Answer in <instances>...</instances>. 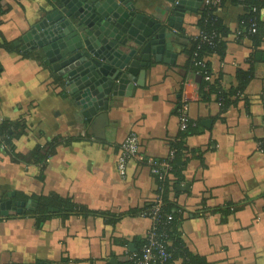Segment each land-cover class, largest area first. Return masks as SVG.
Returning a JSON list of instances; mask_svg holds the SVG:
<instances>
[{"label": "crops", "instance_id": "obj_1", "mask_svg": "<svg viewBox=\"0 0 264 264\" xmlns=\"http://www.w3.org/2000/svg\"><path fill=\"white\" fill-rule=\"evenodd\" d=\"M55 1L1 0L0 126L14 148H0V203L32 200L35 210H11L0 220V264L128 262L151 229L143 214L158 184L134 159L126 177L119 175L121 146L134 133L146 159L168 158L181 133L177 109L184 101L197 131L188 137L183 178L170 194L179 221L175 240L198 264H264V0L260 47L237 39L242 7L224 0L214 13L224 46L207 56L213 78L223 92L244 89L224 106L200 95L203 81L189 64L203 11L187 12L177 29L169 25L167 0H131L168 25L165 52L150 53L135 82L88 116L65 91L63 68L24 40ZM140 50L134 59L141 62ZM55 202L63 211L38 224L32 213L40 206L57 213Z\"/></svg>", "mask_w": 264, "mask_h": 264}, {"label": "water", "instance_id": "obj_2", "mask_svg": "<svg viewBox=\"0 0 264 264\" xmlns=\"http://www.w3.org/2000/svg\"><path fill=\"white\" fill-rule=\"evenodd\" d=\"M167 1L172 14L169 25L179 29L186 13H197L204 0ZM167 27L153 21L131 0H58L24 40L30 50L42 52L45 60L63 68L66 92L88 116L106 108L111 94L122 95L125 86L135 82L148 65L150 53L165 52ZM138 49L141 62L134 59ZM77 51L76 56L70 55ZM16 204L35 210L32 200L15 206L9 200L0 203V217L9 216Z\"/></svg>", "mask_w": 264, "mask_h": 264}, {"label": "trees", "instance_id": "obj_3", "mask_svg": "<svg viewBox=\"0 0 264 264\" xmlns=\"http://www.w3.org/2000/svg\"><path fill=\"white\" fill-rule=\"evenodd\" d=\"M232 1V3L234 5H236L237 7H242L244 9V11L246 12V14L244 15V17H242L240 20L241 22H244L240 27V29L238 31H242V32H245L247 31V29L249 28V26L251 25L250 22L251 20L254 21V19L256 20V30L257 32L254 34V35H246L245 38L247 39H250L251 41H253L254 43V46L255 47H260L262 45V41L258 40V37H259V33L261 31V28H262V20H261V17L259 15L260 13V2L259 0H245V1H241V0H230ZM223 5L225 4L224 0H223ZM253 8H256V13L253 12ZM218 10V9H217ZM217 10H213V11H206V14L205 15H215L214 13L217 11ZM6 13V8H4V6L1 4V0H0V16L1 15H4ZM215 19L214 21V26L211 25V22L210 23H203V18H200V29H203L204 27H207L206 30L207 31H211V30H214L216 33H217V37H218V40L219 42L216 44L215 47H211V46H208V45H202L200 48H199V41L195 40L194 39V46H193V49H191L190 53H191V56H190V67H191V70L195 73L199 67L193 62L194 59L196 60H203L205 61V63L207 64V68L209 71H212L211 70V66H210V63L209 61L207 60V56H213L215 55L216 53H219L221 52V50L223 49V38H222V35H221V23H219V20L216 18V17H213ZM212 20V19H211ZM199 29V30H200ZM237 31V33H238ZM241 38L239 37V40ZM242 76L241 77H244V78H252V73H247V72H242L241 73ZM212 75V79L211 81L208 83V82H205L202 77L203 76H198L202 79L203 82H201L200 84V95L202 97H205L204 99L205 100H209L212 95L215 96V99L217 101H219V103H222V106L225 105V102H228L229 98H234V99H239L241 96L239 95V93H242L244 95V92L242 90L243 89V86L242 88L240 87L241 90H231L229 92H226L224 91L223 92V89L221 87V85L219 84V81L217 79H214L213 78V73L211 74ZM208 87L209 90H208V93L207 91H205V88ZM197 131V125L195 124V126H190L189 129L186 131V132H181L178 136V139H176L173 143H172V146L171 148L175 149L176 150V156H175V160H174V170H173V173L171 174L172 176L171 177H168L166 179L165 182H163V189H164V192H163V202H164V207L162 208L161 210V217H162V221H164L163 223H165V221H167V224H163L161 227V231H165L166 234H167V239L165 241V244L167 246V249H168V252L169 253H172L173 255V258L169 261L168 264H174V261L175 260H179V258L182 261V264H198L199 261L197 260V258H194L192 257L190 254H185L183 251V249L181 248L180 244L177 242V240H175V238L177 237L178 235V217H177V214L173 211L174 208H173V205L171 203V198H170V194L172 192V190L175 189L176 187V182H178L180 179L183 178V167H185L184 165L186 164V162H183V158H186V155H187V152L189 151V147L186 145L187 143V140H188V137H191V135H194L195 132ZM0 133L3 134V135H6L8 138L6 139V146H7V150L9 149L10 150V147L11 148H14L13 146V141L11 139L12 136H10L7 132V129L6 127L3 125V126H0ZM262 149L261 151H264V146H261ZM195 152V150H191V152ZM170 202V204H169ZM57 203V202H55ZM53 205L54 209L58 210L57 213H51L48 211V208L47 210L43 209L45 207H38L37 209V213L33 212L32 214L37 216V223L39 224L41 221H45V220H48L50 217H57L59 215L60 212H62L63 210L61 209L62 205L59 204V202L57 203V205ZM153 204V203H152ZM151 204V206H152ZM51 206V205H50ZM150 206V208H151ZM72 207L71 205L67 204V207H66V210H72ZM147 210V209H146ZM172 216L173 219H170L169 218ZM37 224V225H38ZM178 225V226H177ZM147 242V239L145 238L144 241H142L141 243V246L140 248H138V250L133 253V254H139L142 247L146 244ZM167 242V243H166ZM132 262H130L128 260V262H123V263H120V264H131Z\"/></svg>", "mask_w": 264, "mask_h": 264}, {"label": "built area", "instance_id": "obj_4", "mask_svg": "<svg viewBox=\"0 0 264 264\" xmlns=\"http://www.w3.org/2000/svg\"><path fill=\"white\" fill-rule=\"evenodd\" d=\"M245 1V0H241ZM223 0H204V6L206 7L207 11L217 10L221 7ZM253 12L256 13V8H253ZM215 19L213 18L211 25L214 26ZM242 24L244 22H241ZM256 20H251L250 26L247 31L242 32L238 31L237 39L239 37L245 38L246 35H254L256 30ZM207 27L200 29L195 40L199 41V48L202 45H208L211 47H215L216 44L219 42L218 35L214 30L207 31ZM199 69L195 72L197 76H203L202 79L205 82H210L212 79V72L208 70L207 64L203 60H196L193 61ZM206 90H209L206 87ZM241 97L244 95L239 93ZM222 105V103H219ZM188 103L186 101L182 102L177 109V114L179 116V126L181 132H186L190 126H195V123L191 121L188 113ZM8 137L0 133V148L5 150L7 149L6 146V139ZM262 147H260V150ZM176 156V150L171 149L168 158L164 160H154V159H146L143 155L140 154V144L139 139L136 134L130 133L127 138L125 139L124 143L121 146L120 156L117 161V171L120 176L123 178L127 175V166L128 162L132 159L140 162L141 164H145L150 168V172L156 178L158 184V195L153 202L151 208L144 212V216L148 217L151 222V229L147 233L146 244L142 247L140 253L132 254L129 257V261L132 262L131 264H168L169 261L173 258L172 253L168 252L167 246L165 244L167 234L165 231H161V226L167 224V221L163 223L161 217V210L164 207L163 202V182L173 173L174 170V160ZM170 220V218H169ZM167 243V242H166Z\"/></svg>", "mask_w": 264, "mask_h": 264}, {"label": "flooded vegetation", "instance_id": "obj_5", "mask_svg": "<svg viewBox=\"0 0 264 264\" xmlns=\"http://www.w3.org/2000/svg\"><path fill=\"white\" fill-rule=\"evenodd\" d=\"M203 4H204V1H203ZM203 4H202V6H201V8H200V10H202L203 11V14H206V7L205 6H203ZM204 7V8H203ZM199 10V11H200ZM215 15H210V14H208V15H204V17H203V23H210L212 20H213V17H214ZM212 19V20H211ZM80 51V50H79ZM79 51H77V52H75V54H70L71 56H76L77 54H79ZM81 53H83V52H81ZM65 81V80H64ZM64 84H65V82H64ZM63 84V85H64ZM65 89V88H64ZM66 91V90H65ZM74 99V98H73ZM76 102V101H75ZM77 103V102H76ZM19 201H15L14 202V204L15 203H18ZM15 206V205H14ZM16 206H17V204H16ZM23 211L25 214L27 213V212H32L33 210H31V209H28V208H25V209H21V208H19L18 206L16 207V209L15 210H12L14 213H18L19 211ZM10 212H11V210L9 211V214H10ZM9 216H6V217H0V220L3 218H8ZM11 264H15L14 262L13 263H11Z\"/></svg>", "mask_w": 264, "mask_h": 264}]
</instances>
